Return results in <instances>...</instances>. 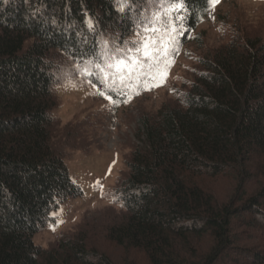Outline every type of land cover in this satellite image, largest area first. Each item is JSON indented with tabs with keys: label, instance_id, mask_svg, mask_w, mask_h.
Listing matches in <instances>:
<instances>
[{
	"label": "trees",
	"instance_id": "obj_1",
	"mask_svg": "<svg viewBox=\"0 0 264 264\" xmlns=\"http://www.w3.org/2000/svg\"><path fill=\"white\" fill-rule=\"evenodd\" d=\"M218 1L0 0V264H264V37L206 46ZM187 45L196 67L140 115L114 217L37 245L83 194L58 85L78 76L116 108L161 88Z\"/></svg>",
	"mask_w": 264,
	"mask_h": 264
},
{
	"label": "rangeland",
	"instance_id": "obj_2",
	"mask_svg": "<svg viewBox=\"0 0 264 264\" xmlns=\"http://www.w3.org/2000/svg\"><path fill=\"white\" fill-rule=\"evenodd\" d=\"M237 27L264 37V0H219L199 31L203 32L205 45L215 48L235 35ZM199 52L194 45L183 47L161 88L150 89L116 108L88 80L78 76L58 85L59 105L52 112L63 122H78V133L70 136L75 141L67 148L66 162L83 194L53 213L56 222L33 236L37 245H52L61 234L92 222V218L114 217L117 211L115 206L110 207L114 204L112 189L126 170L124 162L131 149L139 142L136 135L140 115L173 103V92L185 91ZM69 72L73 74L74 68Z\"/></svg>",
	"mask_w": 264,
	"mask_h": 264
}]
</instances>
